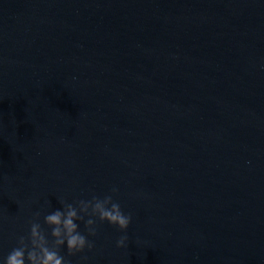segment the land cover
Listing matches in <instances>:
<instances>
[{
  "label": "water",
  "instance_id": "1",
  "mask_svg": "<svg viewBox=\"0 0 264 264\" xmlns=\"http://www.w3.org/2000/svg\"><path fill=\"white\" fill-rule=\"evenodd\" d=\"M106 195L68 264H264V0H0V264Z\"/></svg>",
  "mask_w": 264,
  "mask_h": 264
},
{
  "label": "clouds",
  "instance_id": "2",
  "mask_svg": "<svg viewBox=\"0 0 264 264\" xmlns=\"http://www.w3.org/2000/svg\"><path fill=\"white\" fill-rule=\"evenodd\" d=\"M112 192L115 193L116 189L113 188ZM85 216L89 218L85 220ZM78 220L84 222L88 235L94 236L96 220L101 223L106 221L123 232L130 224L131 215L121 211L119 203L113 201L112 195H106L103 199L93 196L88 201L80 200L76 202V207L65 203L62 211L55 210L44 218L45 224L51 228L50 235L54 238L51 245L40 224L33 222L28 237H19L18 246L4 258L3 264H25V259L28 264H68L64 256L60 255L61 246L66 245L69 255L81 252L85 247H93L86 236L78 231ZM127 239V236H121L116 241V247L124 246Z\"/></svg>",
  "mask_w": 264,
  "mask_h": 264
}]
</instances>
